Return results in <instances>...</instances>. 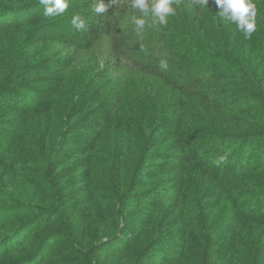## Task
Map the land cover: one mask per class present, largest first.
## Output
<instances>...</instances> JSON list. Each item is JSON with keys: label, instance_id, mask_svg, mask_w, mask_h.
<instances>
[{"label": "trees", "instance_id": "16d2710c", "mask_svg": "<svg viewBox=\"0 0 264 264\" xmlns=\"http://www.w3.org/2000/svg\"><path fill=\"white\" fill-rule=\"evenodd\" d=\"M99 2L0 0V87L47 83L0 104V264H264V0L247 40L215 0L140 35Z\"/></svg>", "mask_w": 264, "mask_h": 264}, {"label": "clouds", "instance_id": "9594fccd", "mask_svg": "<svg viewBox=\"0 0 264 264\" xmlns=\"http://www.w3.org/2000/svg\"><path fill=\"white\" fill-rule=\"evenodd\" d=\"M132 8L142 13V16H133L132 22L135 25L137 35L142 34L146 20L144 17L150 14L152 24L166 25L168 17L175 15L173 5L176 0H130ZM38 3L44 7V15L47 17H55L63 15L69 7V0H38ZM116 3V0H109L105 4L103 0L94 5L96 14H104L108 8ZM201 6L207 7L208 0H197ZM215 4L220 9L218 15L225 20L234 23L237 29L243 34L244 39H250L256 31V10L251 0H215ZM71 25L77 31L83 30L86 26L84 19L79 15H74L71 19ZM159 68L161 70L168 69V62L160 60ZM225 160L224 156H220L214 161L217 165Z\"/></svg>", "mask_w": 264, "mask_h": 264}, {"label": "rangeland", "instance_id": "374dc122", "mask_svg": "<svg viewBox=\"0 0 264 264\" xmlns=\"http://www.w3.org/2000/svg\"><path fill=\"white\" fill-rule=\"evenodd\" d=\"M7 16V17H6ZM5 18H8L10 20L13 19H19L21 18V15L15 14V15H6ZM2 52V51H1ZM3 58L7 61L8 66L11 67L15 64V56L12 55V51L10 50V47H6V50L2 52ZM202 59L203 56H200ZM219 70H223V68L220 66ZM207 71H203V74H206ZM208 73V72H207ZM25 88H14V89H8L5 86L0 87V104L3 102H6L7 104H10L14 107H20L19 109L24 108H31L33 107L32 102H37L36 99L33 98L42 99V95L40 94L39 90L42 88H45L47 86V83H38L35 85H31V83H28L27 85H24ZM8 89V90H7ZM11 90V91H10ZM13 116H9L7 121L0 120V131H2L0 136V144H2V141H6L7 138L12 139L14 135L16 134L15 131L9 127L11 121L13 120ZM3 136V137H2Z\"/></svg>", "mask_w": 264, "mask_h": 264}]
</instances>
